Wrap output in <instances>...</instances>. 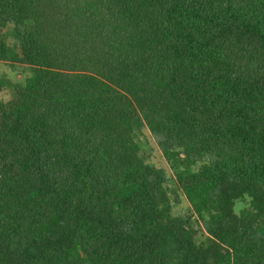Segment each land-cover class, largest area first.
<instances>
[{
  "label": "trees",
  "instance_id": "16d2710c",
  "mask_svg": "<svg viewBox=\"0 0 264 264\" xmlns=\"http://www.w3.org/2000/svg\"><path fill=\"white\" fill-rule=\"evenodd\" d=\"M1 64L0 264H264V0H0Z\"/></svg>",
  "mask_w": 264,
  "mask_h": 264
},
{
  "label": "rangeland",
  "instance_id": "374dc122",
  "mask_svg": "<svg viewBox=\"0 0 264 264\" xmlns=\"http://www.w3.org/2000/svg\"><path fill=\"white\" fill-rule=\"evenodd\" d=\"M27 69L24 68H14L10 65L1 64L0 65V75L10 79L14 83H23L26 76L29 75ZM0 99L3 101H8L10 99V93L4 91L0 93ZM140 146L144 150L149 161L158 169L164 171L170 178L168 182V187L172 193L177 195V198L172 200V214L173 219L177 220L179 217L191 215L194 212V208L187 197L184 195L183 191L180 189L181 178L180 176L185 175L187 172V166L183 162L182 156H173L168 158L164 152L161 150L159 144L153 139L150 131L146 129L140 138ZM200 166H193L190 172H197ZM189 172V173H190ZM251 198L245 196L239 199L235 203L234 211L236 214H241V212L250 206ZM196 221V217L193 218ZM195 224L196 229V239L201 241L203 239V231L200 228L198 222Z\"/></svg>",
  "mask_w": 264,
  "mask_h": 264
}]
</instances>
